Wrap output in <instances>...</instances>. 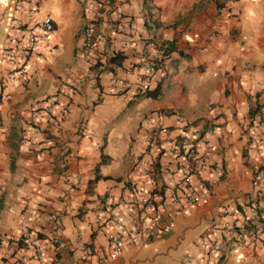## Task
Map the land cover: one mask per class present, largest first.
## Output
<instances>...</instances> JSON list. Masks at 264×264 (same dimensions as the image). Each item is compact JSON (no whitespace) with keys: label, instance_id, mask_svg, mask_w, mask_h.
Segmentation results:
<instances>
[{"label":"crops","instance_id":"0c3cea01","mask_svg":"<svg viewBox=\"0 0 264 264\" xmlns=\"http://www.w3.org/2000/svg\"><path fill=\"white\" fill-rule=\"evenodd\" d=\"M81 2L31 0L54 30L40 42L25 81L9 80L0 62V264H11L6 248L18 240L22 216L44 246L39 264L106 255L110 229L96 226L106 198L128 206L113 212L132 228L152 214L132 205L137 192L150 189L163 197L169 230L123 245L104 264H182L188 252L204 263L264 264V231L245 233L244 243L236 233H214L217 258L204 247L192 250L207 228L222 227V207L264 206V178L257 174L264 165V125L251 119L264 104V0H110L95 10L88 63L77 43ZM8 14L0 9V49ZM164 42L173 49L157 58ZM116 53L124 57L121 65H109ZM155 61L147 72L143 66ZM111 77L131 88L159 86L160 95L115 98ZM50 96L57 98L53 110L32 121L29 106ZM153 112L163 115L146 118ZM157 122L167 133L158 137V151L146 154L144 140ZM181 130L202 141L187 156H165ZM139 157L153 170L152 185L136 176ZM195 160L204 161L198 171ZM187 170L205 193L192 204L173 203L172 184Z\"/></svg>","mask_w":264,"mask_h":264},{"label":"built area","instance_id":"2783aa9c","mask_svg":"<svg viewBox=\"0 0 264 264\" xmlns=\"http://www.w3.org/2000/svg\"><path fill=\"white\" fill-rule=\"evenodd\" d=\"M102 4L110 5V0H82L81 2L83 23L77 34V43L79 52L87 63L90 62L94 49V13L97 7ZM0 9L9 10L4 44L0 49V62L7 66L9 80L14 82L25 81L27 79V66L36 54L40 42L44 41L54 30V22L48 15L39 14L37 7L31 3V0L0 2ZM163 52L164 46H160L157 58ZM143 67L147 72H152L157 67V62L145 64ZM109 85L110 95L119 99H126L128 96L142 97L149 90L145 82L131 88L113 77L109 79ZM4 88V83L0 81V96ZM56 104V96H50L39 103L30 105L28 109L30 119L36 121L47 116ZM161 115H163L161 112H153L148 114L146 118L158 121ZM175 118L176 122L182 125V129H184L185 124H183L182 118L178 115H175ZM251 119L256 124L264 125V104L257 105V110ZM213 131H216V126H214ZM166 133L167 130L160 127L157 122L144 140L145 153L150 154L158 151V137L165 136ZM201 141L200 134L195 132L187 134L181 130L178 138L163 150V154L173 159L187 156L192 144ZM204 145L207 148L210 147L206 142ZM194 163L195 170L198 171L204 161L195 160ZM134 168L139 180L151 185L155 182L153 170L145 163L143 157L136 160ZM191 171L193 170H187L173 182L170 193V199L173 203L183 201L185 204H192L199 201L205 193V186L202 182L193 184L190 181ZM218 172H220L219 169ZM257 174L264 178V165ZM133 201L132 205L137 211L143 213L146 210H152V214L142 218L135 227L127 228L113 211L127 209L128 206L122 202L106 198L103 207L97 213L96 226L110 229L107 235L108 253L94 259L91 258L90 254L84 253L78 260L70 261L68 264H104L108 259L116 257L121 252L123 245L134 247L141 243L140 237L148 240L159 238L169 230L171 222L164 217L162 211L163 197L158 190L139 191L134 195ZM26 216L29 217L31 214ZM221 216L226 219L222 227L207 228L205 235L192 245V250L204 247L208 249L211 257L217 258L219 255L218 248L212 238L214 233L219 231L236 233L239 236V242L244 243L246 240L245 233L264 231V206L258 205L255 201H247L245 204L234 208L222 207ZM24 217L22 216L17 224V229L20 232L18 240L6 248L7 258L10 259L11 264H39L44 259V246L35 234L26 229ZM182 264H215V261L209 260V262L204 263L196 258L193 252H188L183 256Z\"/></svg>","mask_w":264,"mask_h":264},{"label":"trees","instance_id":"16d2710c","mask_svg":"<svg viewBox=\"0 0 264 264\" xmlns=\"http://www.w3.org/2000/svg\"><path fill=\"white\" fill-rule=\"evenodd\" d=\"M162 45L164 46L163 56H167L172 51L173 48H172L171 44L167 43V42L161 43V46ZM123 59H124V57L121 54L116 53V54H113V56H111L108 59L107 63L109 65L120 66ZM159 95H160V90H159V86H157L153 90H147L144 93L143 97L150 98V99H156ZM256 110H257V106L254 108V111L251 112V116L253 115V113Z\"/></svg>","mask_w":264,"mask_h":264}]
</instances>
